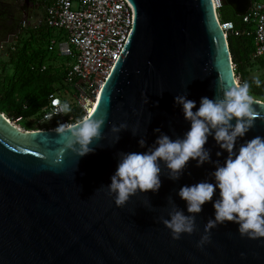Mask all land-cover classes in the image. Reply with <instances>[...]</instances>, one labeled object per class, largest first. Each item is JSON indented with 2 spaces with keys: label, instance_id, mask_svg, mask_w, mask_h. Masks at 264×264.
Segmentation results:
<instances>
[{
  "label": "water",
  "instance_id": "obj_1",
  "mask_svg": "<svg viewBox=\"0 0 264 264\" xmlns=\"http://www.w3.org/2000/svg\"><path fill=\"white\" fill-rule=\"evenodd\" d=\"M223 1L236 17L251 2ZM127 2L130 33L88 115L105 120L103 138L90 145L93 153L79 157L66 149L68 132L17 130L0 113V264H264V238L242 237L233 222L218 224L210 230L211 242L197 247L207 221L215 218L218 188L212 201L192 214V234L173 240L160 220L170 219L169 196L189 215L187 202L178 195L181 187L215 183L211 173L228 153L214 136L205 144L212 162L198 167L190 159L174 181L161 161L159 190L137 191L122 207L109 194L119 153L146 152L160 135L157 128L173 140L190 129L182 106L175 103L177 95L194 101L195 112L202 97L222 96L221 86L237 84L211 0ZM254 101L259 118L237 138L234 151L264 137V102ZM120 124H127V130L110 131ZM141 137L144 147L138 143Z\"/></svg>",
  "mask_w": 264,
  "mask_h": 264
},
{
  "label": "clouds",
  "instance_id": "obj_2",
  "mask_svg": "<svg viewBox=\"0 0 264 264\" xmlns=\"http://www.w3.org/2000/svg\"><path fill=\"white\" fill-rule=\"evenodd\" d=\"M254 83L259 86L260 80L256 78ZM250 89L248 82L237 83L228 88L221 86L219 91L222 96L217 95L213 99L202 97L195 112L194 101L187 99L185 95H177L175 103L182 106L184 118L190 122V129L183 138L173 140L157 128L154 131L160 135L146 152L119 153L117 170L108 185L109 194H115L117 207L124 206L137 191L146 193L159 190L161 161L168 170V178L174 181L180 178L190 159L197 160L198 167L205 162H212L210 150L205 148V144L209 136H214L217 145L228 153L224 164L216 162L215 171L211 173L215 183L202 181L181 187L178 195L187 202L189 215L179 209L169 196L168 202L172 205L170 219L161 217L160 220L171 230L173 240L180 239L182 233L192 234L196 230L195 215L192 214L200 213L202 205L212 201L218 188L219 199L213 204L215 218L207 221L205 234L197 247L202 248L210 243V230L225 222L237 224L242 237L264 238V137L256 136L241 144L238 151H234L237 138L244 137L259 118V113L253 107L255 101ZM52 105L55 111L46 117L47 120L54 115L71 112L70 105L59 99H53ZM104 124V119L90 118L86 114L72 124H59L54 131L61 136L66 132L70 133V137H64L67 140L66 149L82 157L95 151L90 145L94 140L103 138ZM127 127V124H120L119 127L113 125L110 131L118 134L127 130ZM132 134H136L135 130ZM119 139L117 135L116 142ZM138 143L144 147L146 141L141 137ZM220 155L217 152V156Z\"/></svg>",
  "mask_w": 264,
  "mask_h": 264
},
{
  "label": "built area",
  "instance_id": "obj_3",
  "mask_svg": "<svg viewBox=\"0 0 264 264\" xmlns=\"http://www.w3.org/2000/svg\"><path fill=\"white\" fill-rule=\"evenodd\" d=\"M211 3L224 36H251L250 59L264 62V0H251L246 12L238 17L244 25L242 30L220 20L218 10L225 5L223 0ZM21 5L30 13H24L15 32L0 43V51L6 47L14 52L16 44L31 37L40 39L42 31L47 33L45 56L36 70L58 78L51 83L46 103L35 120L57 124L51 129L62 123L72 124L77 113L85 116L95 102L122 51L131 30V6L127 0H23ZM53 99L67 102L71 112L47 120L55 111Z\"/></svg>",
  "mask_w": 264,
  "mask_h": 264
},
{
  "label": "rangeland",
  "instance_id": "obj_4",
  "mask_svg": "<svg viewBox=\"0 0 264 264\" xmlns=\"http://www.w3.org/2000/svg\"><path fill=\"white\" fill-rule=\"evenodd\" d=\"M22 1L0 0V43L15 32L23 14L30 13L21 5ZM22 42L24 48L21 52L12 53L6 47L0 51V113L22 130L51 129L57 124L37 123L35 120L38 111L37 103L34 101L40 98V94L47 90L50 84L49 80L42 79L33 72L38 66V60L45 56V40L31 39ZM15 47L17 50L21 48L19 44ZM240 68V74L243 75L245 82L255 86L256 78L260 80V85L264 82V62L251 60L246 56ZM29 71L37 78L29 74ZM234 74L237 83L240 84V76L235 70ZM251 95L264 102L263 98Z\"/></svg>",
  "mask_w": 264,
  "mask_h": 264
},
{
  "label": "trees",
  "instance_id": "obj_5",
  "mask_svg": "<svg viewBox=\"0 0 264 264\" xmlns=\"http://www.w3.org/2000/svg\"><path fill=\"white\" fill-rule=\"evenodd\" d=\"M218 14H219V18L221 21L223 22H231L235 28L242 30L244 29V25L240 23V20L238 17H236L232 10L226 6V5H222L220 7V9L218 10ZM47 36V33H43V31L40 33V39H45V37ZM34 39V38H30L29 40ZM227 43H228V48H229V52H230V56H231V61H232V65H234V70L236 72V74H238L240 77V84H243L245 82L243 75L240 74V64L244 61V59L246 58V56H248L250 58V53L252 51V39L251 36H247V35H239V36H232L229 35L227 36ZM21 48L20 50H15L12 53L15 52H21L23 50V45L24 43H18ZM44 58V57H43ZM43 58L39 59L37 62V65H39ZM36 65V66H37ZM33 72L38 75L39 77H41L42 79H46L47 81H50L49 84V88H47V90H44V92H42L40 95V98L36 101H34V103H37L36 105V109L37 111H39L41 109V107H43L46 103V97L48 95V93L50 92V85L53 81H55L58 77L56 74H50L49 72H45V73H38L36 70V67L34 68ZM33 72H28L29 74L35 76L37 78V76L35 74H33ZM53 76H55L54 78H52ZM249 83V82H248ZM251 94L259 97V98H263L264 99V82L260 85V86H255L254 84H251ZM35 97V96H33ZM28 106V105H27ZM81 117V113H77L74 116V120L75 119H79Z\"/></svg>",
  "mask_w": 264,
  "mask_h": 264
},
{
  "label": "bare ground",
  "instance_id": "obj_6",
  "mask_svg": "<svg viewBox=\"0 0 264 264\" xmlns=\"http://www.w3.org/2000/svg\"><path fill=\"white\" fill-rule=\"evenodd\" d=\"M96 101V100H95ZM94 105H95V102L94 103H92V105L89 107V109L86 111V114L87 115H89L90 113H91V111L93 110V108H94ZM2 116L4 117V119L10 124V125H12V126H14L15 128H17V130H21L22 131V129H20L17 125H15L14 123H12L9 119H7L3 114H2ZM24 131H30V130H24Z\"/></svg>",
  "mask_w": 264,
  "mask_h": 264
}]
</instances>
